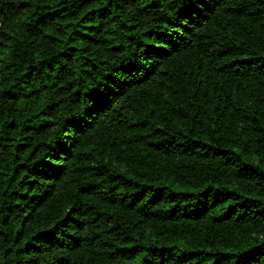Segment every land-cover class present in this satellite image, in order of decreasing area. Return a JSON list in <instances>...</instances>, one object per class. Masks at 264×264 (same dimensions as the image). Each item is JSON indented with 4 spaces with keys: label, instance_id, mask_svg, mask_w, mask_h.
<instances>
[{
    "label": "trees",
    "instance_id": "trees-1",
    "mask_svg": "<svg viewBox=\"0 0 264 264\" xmlns=\"http://www.w3.org/2000/svg\"><path fill=\"white\" fill-rule=\"evenodd\" d=\"M0 264H264V0H0Z\"/></svg>",
    "mask_w": 264,
    "mask_h": 264
}]
</instances>
